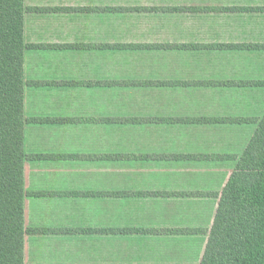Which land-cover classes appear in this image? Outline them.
<instances>
[{
	"label": "crops",
	"instance_id": "1",
	"mask_svg": "<svg viewBox=\"0 0 264 264\" xmlns=\"http://www.w3.org/2000/svg\"><path fill=\"white\" fill-rule=\"evenodd\" d=\"M24 5V223L31 231L24 263L166 264L161 259L170 254L164 247L172 241L204 250L206 236L173 233L181 227L159 233L118 229L152 227L144 212L150 205L196 198L208 203L207 193L171 195L144 184L119 191L110 180L102 187L100 167L208 162L181 156L189 152L137 148L187 139L192 129L201 136L208 125L244 128L189 120L217 118L206 103L228 90L263 94L264 86L252 83L264 82L253 78L264 74V10H256L264 9V0H24ZM135 97H144L135 106L142 105L147 115L126 113L134 109L126 99ZM161 99L162 110L146 112L152 105L161 108ZM124 141L134 148L124 149ZM128 216V223L118 224Z\"/></svg>",
	"mask_w": 264,
	"mask_h": 264
},
{
	"label": "trees",
	"instance_id": "2",
	"mask_svg": "<svg viewBox=\"0 0 264 264\" xmlns=\"http://www.w3.org/2000/svg\"><path fill=\"white\" fill-rule=\"evenodd\" d=\"M26 11L24 0H0V264H25L24 241L31 232L24 223V200L28 196L24 187L27 119L23 113V61L28 49L24 42ZM252 84L264 86V82ZM189 121L237 122L255 128L237 157H225L234 162V168L223 188L208 195L217 201L209 227L173 233L206 236L199 264H264V113L254 120ZM185 158L208 160L210 157L202 154ZM142 232L147 231H137Z\"/></svg>",
	"mask_w": 264,
	"mask_h": 264
},
{
	"label": "rangeland",
	"instance_id": "3",
	"mask_svg": "<svg viewBox=\"0 0 264 264\" xmlns=\"http://www.w3.org/2000/svg\"><path fill=\"white\" fill-rule=\"evenodd\" d=\"M247 69L249 70V67L244 66V72H242V75L247 74ZM259 72H255L253 78H264V74H260ZM140 99H142L141 101L145 100L144 97L126 99V101H129L128 105L134 106L132 111L126 112L127 114L144 113L147 115L144 111V107L139 108L142 105L137 104L138 107L135 106V101ZM149 99L151 98H148V101ZM181 99L185 101L197 100L196 97H183ZM162 100L163 99H161V104H159L161 105V108L160 106L152 105L151 108L146 109V112L154 113L162 110L164 108ZM155 101V104H157L156 99ZM208 103H210V108L208 110L213 112V115L210 116L220 114L217 118L213 119L228 118L237 121L238 119L246 118L254 120L261 117L264 113V92L262 95L258 96L252 92L243 94L240 91L228 90L225 92L223 98H208L206 104L208 105ZM200 106L202 107L203 105ZM200 106L197 107L200 108ZM124 112L118 110V115L124 114ZM238 116H240V118H238ZM241 126L242 125L235 126L232 124L228 126H224L223 124L208 125V131L202 130L205 135L208 133V139H202L201 137H204V134H201L200 136L199 133L201 132L193 131L192 129V131H187L190 134L187 139L186 136H184L175 142H163L162 144L159 142L157 145H153L149 142L148 145H145L147 147L143 146V148L140 147L137 148V150L144 149L151 152L158 151L173 153L189 152L186 155H181L185 157L200 155L191 153H209L208 155L210 158H208V162L191 161L182 163H163L159 165L145 166L143 168L136 165L125 166L117 164L116 167L107 165L105 168L100 167V170L102 171V176H100L99 179L100 186H108V181L110 180V186H113L115 183L118 187L117 190L119 191L126 188H139L142 184L147 185L149 188L153 187L155 189L166 190L171 195H179L187 191H197L203 195L205 193L210 195L211 193L220 191L234 168V162L229 161L226 158H228V156L237 157L243 151L255 128L252 124H245L244 128ZM197 129L200 130V128ZM152 134L154 133L152 132ZM123 148L130 149L134 148V146H131L127 141H124ZM120 149L121 148L118 147V150ZM218 156L221 158H218ZM104 169H106V171ZM115 170L116 175L114 176ZM103 172H106L105 174H108L110 179L106 177ZM201 190H208V192H200ZM63 192L65 191H58L56 193L61 195ZM216 205L217 201L212 197H208V203L204 202L202 198H196L189 199V202L176 201L165 205L161 204L159 206L150 205L147 211H143L146 212L148 216L145 219L146 223L153 224L154 226L151 225L152 227L146 229L133 226L128 229H118V231L131 230L136 233L137 231L159 233V229L163 231L168 229L164 227L173 226L176 228L181 227V230H203L209 227ZM129 217L130 216L127 218H119L117 221L118 224L119 222L128 223ZM172 242L173 245H169L168 243L165 244L164 249L168 250L171 256L168 255L164 257L161 259L162 262L166 264H199L203 247L200 248L199 244L179 243L177 241ZM169 247H171V249H169Z\"/></svg>",
	"mask_w": 264,
	"mask_h": 264
}]
</instances>
